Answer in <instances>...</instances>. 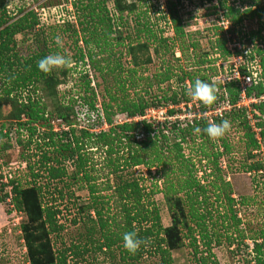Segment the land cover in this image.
<instances>
[{"label":"rangeland","instance_id":"374dc122","mask_svg":"<svg viewBox=\"0 0 264 264\" xmlns=\"http://www.w3.org/2000/svg\"><path fill=\"white\" fill-rule=\"evenodd\" d=\"M98 1L93 0V3ZM124 1L134 3L135 9L130 13L123 12L121 19L114 9L113 0L105 1L109 15L115 17L114 27L121 31L123 38L118 39L113 32L105 40L104 48L102 39L99 45L94 41L88 44L84 42L86 38L96 37L83 30L84 24L81 23L86 11L84 7L90 0H3L11 21L23 12L32 10L39 22L33 29L15 35L13 53L26 58L40 51L42 48L36 43L35 34L43 32L47 40L45 47L51 49L47 55L59 52L70 56L74 63L70 68L54 69L48 74L47 80L25 89L19 88L9 96L0 95V125L11 124L12 128L10 134L0 136V185H6L0 195L8 193L0 203V264H28L20 231V224L26 221V215L21 202L11 192L8 181L14 178L19 181L21 188L30 186L34 184L31 170L39 175L35 183L43 187V199L60 211L56 218L61 229L49 236L53 250L59 253L73 245H79L81 250L87 249V252L77 257L68 252L67 264H164L162 254L155 250V246L148 245L139 258H132L133 254L125 252L121 240H117L110 249L101 250L95 249L90 240L103 241L101 236L104 232L111 234L113 239L124 233L120 222L122 210L115 190L121 179H139L148 194L146 199L157 208L160 222L165 227L171 223V213L164 198L166 188L169 182L172 181L176 186L177 181L189 179V175L204 189V193L198 197L201 204L197 206V212L198 215H206L204 222L207 228L201 231L203 233L200 232L201 227L190 216L188 197L185 192H180L179 195L185 200L188 222L194 229L196 247L188 236L185 237L182 246L170 252V263L256 264L255 253L251 248L252 237L262 241L258 235L264 229V172L250 171L249 165L257 161L264 163V145L255 151L247 147L244 117L240 112L235 114L234 119L231 114L223 117L231 122L232 128L224 138L214 141L216 146L212 147L213 140L210 138L206 140L193 132L192 137L181 143L179 150L161 147L162 161L154 162L151 167L147 164H129L132 147L117 144L110 152L109 147H97L95 140L83 135L80 129L90 128L86 122L95 115L86 112L87 106H84L86 80H89L94 90L95 104L101 115L104 114L100 111L102 101L113 105L115 113L112 123L115 124L122 122L125 116L118 110L119 101L110 100L107 89L118 100H137L142 97L143 100L154 102L177 91L181 102L175 106L179 109L175 113L176 117L159 120L160 124L163 122L162 125H165L163 130L168 136L166 144L172 143L173 135L169 130L172 122L176 119L184 122L195 115L201 116L200 103L188 96V100H185L181 94L182 91L186 93V86L189 85V80L184 83L179 81L183 73L190 72L195 79L205 75L217 84L227 81L235 67L243 73V66L244 73L247 67V70H255L260 74L258 77H263L260 59L264 56V0H223L227 5L234 4L242 12L243 19L239 24L226 18L218 0ZM246 9H254L259 15H245ZM57 35L62 38L63 48L56 45ZM160 37L165 41L160 42ZM222 37L226 38L225 46L230 51L227 55L222 54L219 48L218 40ZM129 41L148 43L147 49L134 50L137 64L133 63L132 55L127 53ZM79 53L84 54L83 60L78 59ZM90 55L94 59L93 63ZM200 61L203 63L200 64ZM111 68L114 70L110 71ZM165 72L171 73V79L158 83ZM9 84L11 82L0 72V91ZM18 94L21 99L30 96L39 100L47 111L73 103V107L81 108L78 112L80 121L73 126L74 136L84 143V147L79 149L84 158L81 170L77 171L76 154L68 157L66 155L70 150L60 147L61 143L73 139L69 130L68 137L61 136V131L68 129L63 121L56 118L38 120L30 124L35 126L32 136L28 125L16 130L18 120L15 115L20 107ZM245 108L247 119L255 121V111H259L253 109L252 104ZM167 115L170 116L169 113ZM23 117L20 116V123L27 120ZM208 117L213 120L214 116L210 114ZM182 125L185 126V123ZM101 126L105 130L109 128L108 124L103 123ZM98 130L100 127L92 131ZM222 141L227 142L228 151L222 146ZM217 152L221 154L216 158ZM152 158L151 155L149 159ZM49 166H63L66 171L64 178L50 179L46 171ZM189 172L187 178L184 173ZM85 174L87 178H84ZM91 185L94 193L91 192ZM58 189H61V193L57 192ZM227 194L233 199L232 210L228 206ZM94 199L97 207L102 206L103 219L107 220L105 228L100 227L90 206ZM185 233L188 234L187 230L183 231ZM195 248L197 253L194 252ZM200 257L203 261H200Z\"/></svg>","mask_w":264,"mask_h":264},{"label":"trees","instance_id":"16d2710c","mask_svg":"<svg viewBox=\"0 0 264 264\" xmlns=\"http://www.w3.org/2000/svg\"><path fill=\"white\" fill-rule=\"evenodd\" d=\"M106 0H99L98 2H94L90 0V3L84 7L86 10L83 14L84 19L81 23L84 24L82 27L90 36L96 35V37L86 38L84 39L85 44H88L89 41H94L96 45H99V40L102 39L103 47L105 48V40L108 39L113 32L116 33L118 39H122L121 31L114 27L115 17H111L108 13V9L105 5ZM219 1V7L222 9L226 18L230 19L232 23L239 24L243 19V14L239 10L237 6L234 4L227 5L223 0ZM114 9L119 13V19L122 17V13L133 12L135 9L134 3H126L124 0H113ZM257 5L258 2H256ZM0 72L5 75V78L11 82L8 86H4L2 91H0V95L9 96L13 91H17V89H25L29 86H33V84L38 83L41 80L48 79V74L41 72L38 69L37 62L47 56V52L51 49L46 48V37L43 32H38L35 34V41L42 49L37 51L26 58H21L16 53H13L12 50L15 46L14 37L15 35H19L21 33H25V31H29L33 29L37 25H39L38 18L35 12L32 10H28L23 12V9L19 8L20 12L23 14L18 17L16 20H10L9 15L6 13V9L3 6V0H0ZM9 12V11H8ZM244 14L249 15H259L254 9H246ZM88 23V24H87ZM229 27V26H228ZM178 31L179 28L176 27ZM182 30L180 29V33ZM75 33V30H74ZM104 39V40H103ZM165 39L160 37V42H164ZM219 48L222 50V54L227 55L230 53L229 49L225 46L226 38L222 37L218 40ZM122 44V42H121ZM197 46L196 43H194ZM161 46V44L159 45ZM138 49H147L148 43L146 41L133 43L129 41L126 45L127 53L132 55V61L134 64H137L136 56L134 55V50ZM158 47L156 48V50ZM81 51V50H80ZM92 63L94 59H91V55L89 56ZM84 54L79 53L78 59L83 60ZM203 61H200L202 64ZM260 63L263 67L262 70V79L264 81V56H261ZM114 70V68H111ZM242 72L245 71V68L242 66ZM158 79V83H162L166 80L171 79V73L165 72ZM199 79L205 82H212L210 78H206L205 75H202ZM56 80V79H55ZM186 80H189V84L193 83L196 79L190 72H185L179 77V81L184 83ZM121 90V88H120ZM91 91V92H90ZM227 96L231 104H235L239 98L240 90L234 85L233 82H228L226 84ZM84 106L86 107V112L91 113L92 115L95 113L94 118L87 121V126L89 127H97L106 123L109 125L107 130L101 129L99 132L91 131L85 127L80 130L83 132V135L86 137L93 138L95 140L97 147H109V151L111 152L112 147H115L117 144H120L121 147H132L131 153L129 155L130 165L135 166L138 164H147L149 167L153 165L154 162H161V147H174L179 150L181 148V143L186 140V138L192 137V133L194 129L199 127L201 131L199 132V136L204 137V139H209L206 133H204L203 129L207 126V117L203 115V113L210 107H205L200 104L201 116H193L191 119H185V121H181L180 119H176L172 122L170 131L173 135V142L169 145L166 144L168 142V136L164 133L163 128L164 123H157V125H153L151 121H147L146 119H138L134 120L133 117L142 116L145 114V111L150 107H158V106H169L173 105L168 109V113L175 114L179 109H176L175 106L180 104L181 100L177 97V91H173L171 95L167 97V95L163 96L154 101L143 100V98L134 99H121L118 100L116 96L112 95L107 89L110 100L119 101L117 104L118 110L125 114L127 117L132 118L130 120H125L119 123H112V116L115 113L113 110V105L109 102L105 101L101 102L100 111L104 114L101 115L99 112V108L95 104V93L93 88L90 86L89 80H86L84 86ZM88 92V93H87ZM90 92V93H89ZM183 98L188 100L186 93L184 91L181 92ZM264 94V82H258L257 84H252L251 86L246 87L245 95L250 97L254 96L256 98L261 97ZM18 100H20V107L18 108V113L15 115V118L18 120L16 130H22V126H27L30 135L32 136L35 132V126L30 125L38 120H46L47 118H56L63 121V123L68 127L67 130L61 131L62 137H68V130L71 132L72 141L66 140L64 143L60 144V147L68 148L69 154L66 155L68 157H72L76 154L77 163L76 167L77 171L83 168L84 158L82 157L79 149L84 147V143L79 141V137L74 136V127L76 126L78 120V112L81 109L80 107H73V104L63 105L62 107H58L54 111H47L46 106L40 103L39 100L35 98H31L30 96L26 97V99H21L20 94L17 95ZM223 97V94L221 95ZM74 102V101H73ZM214 105V104H213ZM212 105V106H213ZM253 109H257L260 112L259 117L264 118V100L258 101L252 104ZM240 112L244 117V127L245 134L248 138L247 147H250V150H256L261 145H264V121H257L255 123L256 126L260 128L259 136L260 139L256 138L255 131L252 130V127L249 125L247 117H246V108H237L232 107L230 111H228L225 115H233V119L235 114ZM81 114V113H80ZM199 114V115H200ZM26 117L27 120L20 123V116ZM258 117V115H255ZM23 117V118H24ZM224 118H215L214 121L218 123L222 121ZM23 120V119H21ZM185 123V126L182 124ZM11 124L6 125L2 123L0 125V136H7L10 134L12 128ZM21 126V127H20ZM162 127V128H160ZM52 132L50 133V138L52 137ZM137 136H139L137 138ZM74 141V143H73ZM94 142V141H93ZM94 142V143H95ZM74 144V145H73ZM166 144V145H165ZM216 143L213 141L211 143L212 147L216 146ZM222 146L226 151L229 150V146L227 142L222 141ZM76 147V149L70 148ZM221 153L217 152L215 157L217 158ZM251 154V153H250ZM153 156L152 160H150V156ZM43 159L46 160L47 157L45 154L42 155ZM43 164V163H42ZM125 165H127L125 163ZM124 165V166H125ZM31 168V167H30ZM118 165L116 166V169ZM250 171L256 172H264V163L255 162L249 165ZM182 170V168L180 169ZM47 174L50 179L61 180L64 178L66 171L63 166H49L47 169ZM189 173H184L187 176ZM32 178L34 179V184L21 188L19 185V181L17 179H10L8 183H10V190L19 199L21 202L23 211L26 215V221L20 224V231L22 235V239L25 243L26 254L28 259V264H67V253L70 252L75 257L82 256L83 253L87 252L86 248L83 250L80 249L79 245H73L64 248L59 253H56L52 248V243L50 239V234L54 232H58L61 229V224L58 223L57 214L60 212L59 209H54L53 205H48L46 200L43 199L42 194V186L37 185L35 183V178L39 175L38 173H34L31 170ZM87 174H85L84 178H87ZM139 179L131 178V179H121L120 183L116 186V193L119 199V206L122 211L121 214V223L123 225L124 233L129 231L137 232L138 236L142 239H148L149 246H155V250L160 251L162 256V261L164 264L170 263V252L174 249H177L182 246L184 243L185 237H189L191 244L196 247V239L193 235V227L188 222V215L185 210V200L179 195L180 192H185L188 197V205L190 209V216L193 220L196 221L198 227H201V231H205L207 226L204 222V218L206 215L201 213L198 215L197 206H200V201H198L199 195L204 193V189L199 182L190 177L189 179H184L182 182H176L175 186L173 182H169L167 186V190L164 193V198L168 203V209L171 213V223L168 226L163 227L160 222L157 208L152 205L153 203L146 199L148 196L147 192L144 190V187L139 183ZM228 184V183H226ZM5 184L0 185V191L5 187ZM91 187V192H95L93 185ZM59 193H61V189H58ZM8 196V193H3L0 195V203H2L5 198ZM228 206L231 209V202L233 199L227 194ZM97 203L94 199V203L90 206L93 208L94 213L96 214L97 221L101 228H105L107 225V220L103 219L102 215V206L97 207L95 205ZM197 204V205H195ZM89 206V208H90ZM235 218V215H234ZM239 222V219H237ZM187 230L188 234H183V231ZM123 233V234H124ZM203 233V232H201ZM117 237L115 239L112 238L111 234H106L105 232L102 234L101 238L103 241H93L90 240L91 243L94 244V248L97 250H101L102 248L110 249L111 246L117 241L121 240L122 237ZM205 236L204 234H202ZM262 241H257L256 237H252L253 245L251 251L255 253V263L256 264H264V229L258 235ZM145 246H141L139 251L132 255V258H139L142 255L143 249ZM127 252V251H125ZM195 253H197V249L195 248ZM124 259V257H123ZM200 261H203V258L200 257ZM74 264H77L74 262Z\"/></svg>","mask_w":264,"mask_h":264},{"label":"clouds","instance_id":"9594fccd","mask_svg":"<svg viewBox=\"0 0 264 264\" xmlns=\"http://www.w3.org/2000/svg\"><path fill=\"white\" fill-rule=\"evenodd\" d=\"M56 45L63 48L64 44L62 38L57 35L55 37ZM73 60L70 56L61 54L59 52L49 54L37 62L38 69L45 73H51L54 69L70 68L73 65ZM217 85L213 80L212 82H205L197 78L193 83L186 86V95L195 102H198L205 107L212 106L217 100ZM232 128V124L228 119H222L220 123H216L211 119H207V126L203 129L207 136L215 141L224 138ZM199 127L194 129L195 133H199ZM148 239H142L138 236L137 232H125L122 237V246L130 254H136L141 246L147 247L149 244Z\"/></svg>","mask_w":264,"mask_h":264},{"label":"built area","instance_id":"2783aa9c","mask_svg":"<svg viewBox=\"0 0 264 264\" xmlns=\"http://www.w3.org/2000/svg\"><path fill=\"white\" fill-rule=\"evenodd\" d=\"M260 76V74H257V72L255 70H247L246 67V72L241 73L240 70L238 69V67H235L233 69L232 72V76L228 77L226 80L227 81H223L222 83H217V100L215 101L214 105L211 106L210 108H208L203 115L205 117H207L209 119V115L213 114V121L214 119L217 118H223L225 116V114L231 110L232 107H237V108H245L248 107L249 104H253L256 103L258 101H263L264 100V94L259 97L256 98L254 96H246L245 95V89L248 86H251L252 84H257L258 82H264L262 77H258ZM262 76V75H261ZM228 82H233L234 85L237 87V89L240 90L239 92V98L237 100V102L235 104H231L229 101V98L227 96V91H226V84ZM223 94V97L221 96ZM246 102L244 104H241L242 102ZM250 102V103H249ZM246 104V105H245ZM174 107L173 105H169V106H158V107H150L149 109H147L145 111V114L142 116H136L133 117L134 120H138L137 117H139V119H146L147 121H151L153 123V125H157V123H159V120H163L165 118H175L176 114H171L170 116L167 115L168 113V109L167 108H171ZM256 114L258 115V117L255 119V121L250 122L248 119V123L249 125L252 127V130L255 131L256 133V138L259 140L260 136H259V131L260 128L258 126L255 125V123L257 121H264V118L260 116V113L255 111ZM201 115V114H200ZM125 116V120H130L132 118L127 117L125 114L123 115ZM247 117V116H246ZM163 123V122H162ZM106 125V123H104ZM89 127V126H88ZM100 127L101 129H104L103 126H97V127H90L88 128L89 130H95L97 128ZM258 129V130H257ZM257 130V131H256ZM99 131V130H98ZM258 132V133H257Z\"/></svg>","mask_w":264,"mask_h":264}]
</instances>
